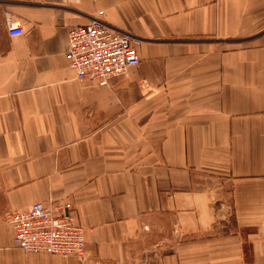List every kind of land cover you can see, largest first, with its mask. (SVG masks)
<instances>
[{
    "label": "crops",
    "instance_id": "1",
    "mask_svg": "<svg viewBox=\"0 0 264 264\" xmlns=\"http://www.w3.org/2000/svg\"><path fill=\"white\" fill-rule=\"evenodd\" d=\"M98 10L139 39L103 86L65 55ZM47 200L85 264H264V0H0V264H80L16 245Z\"/></svg>",
    "mask_w": 264,
    "mask_h": 264
},
{
    "label": "built area",
    "instance_id": "2",
    "mask_svg": "<svg viewBox=\"0 0 264 264\" xmlns=\"http://www.w3.org/2000/svg\"><path fill=\"white\" fill-rule=\"evenodd\" d=\"M4 15L10 36L24 32L19 18L8 10ZM138 44L137 37L109 25L98 10L85 24L67 29L65 55L77 79L103 86L139 63ZM4 219L25 253L74 256L80 264L88 259L83 228L65 203L37 201L23 210L7 212Z\"/></svg>",
    "mask_w": 264,
    "mask_h": 264
},
{
    "label": "rangeland",
    "instance_id": "3",
    "mask_svg": "<svg viewBox=\"0 0 264 264\" xmlns=\"http://www.w3.org/2000/svg\"><path fill=\"white\" fill-rule=\"evenodd\" d=\"M165 233V232H164Z\"/></svg>",
    "mask_w": 264,
    "mask_h": 264
}]
</instances>
